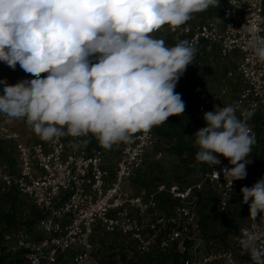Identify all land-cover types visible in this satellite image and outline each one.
Segmentation results:
<instances>
[{
	"label": "clouds",
	"instance_id": "9594fccd",
	"mask_svg": "<svg viewBox=\"0 0 264 264\" xmlns=\"http://www.w3.org/2000/svg\"><path fill=\"white\" fill-rule=\"evenodd\" d=\"M218 6L219 0H0V62L31 76L0 80V115L25 121L44 141L91 136L104 149L132 142L186 107L175 89L197 50L188 40L168 46L154 33ZM244 31L246 50L264 62V35L255 27ZM238 111L236 103L214 106L203 114L206 127L192 135L198 162L228 160L222 172L230 188L246 178L256 143ZM240 192L256 221L264 213V177ZM261 239L264 231L244 230L239 240L252 264H264Z\"/></svg>",
	"mask_w": 264,
	"mask_h": 264
},
{
	"label": "built area",
	"instance_id": "2783aa9c",
	"mask_svg": "<svg viewBox=\"0 0 264 264\" xmlns=\"http://www.w3.org/2000/svg\"><path fill=\"white\" fill-rule=\"evenodd\" d=\"M247 27H255L264 35V0H224L220 18L194 26L185 24L174 31L168 29L186 37L197 50L193 64L178 82L202 66L198 50L203 43L216 47L223 59L235 52L240 55L236 74L242 90L235 101L240 107L237 115L243 112L257 140L252 119L264 109V62L245 48ZM216 105L214 98L202 97L198 112L203 118ZM223 106L226 105L220 107ZM157 142L153 127L146 134L137 133L132 142H119L111 149L102 148L94 137L91 146L81 143L79 148L69 147L65 137L28 144L21 132L0 115V143L14 145L18 164L15 167L0 160V190L18 192L40 212L34 229L40 238L33 239L26 230L16 234L15 249L23 251L24 264H99L93 243L98 230L109 235L121 234L134 243L141 256L157 245L166 251L189 243L192 257L185 264H252L239 240L244 230L264 231L260 224L264 213H258L256 221L248 215L245 222H239L232 243L221 250L207 252L206 242L196 232L201 218L199 205L206 188H216L220 195L218 209L231 212L233 196L242 187L253 186L259 178L246 166V178L233 181L230 188L222 169L231 165L218 155L221 163L212 167L205 163L206 172L196 184L160 185L146 199L133 196L123 189V184L135 176ZM214 171L220 173L218 180ZM163 195L176 201L169 214L156 211ZM227 215L234 216L233 212ZM259 243L264 244V239Z\"/></svg>",
	"mask_w": 264,
	"mask_h": 264
},
{
	"label": "rangeland",
	"instance_id": "374dc122",
	"mask_svg": "<svg viewBox=\"0 0 264 264\" xmlns=\"http://www.w3.org/2000/svg\"><path fill=\"white\" fill-rule=\"evenodd\" d=\"M223 2L224 0H219V6L217 8L210 7L203 12L194 14L186 24L199 25L206 22L214 15L220 13ZM162 30L166 33L163 34V32H161ZM168 30V26L165 25L160 31H158L159 33H156L159 35L158 38L164 39L168 46H174L176 43L174 42L173 35L169 33L170 30ZM28 78H31L30 74H26L19 68V65H17L15 70H12L3 62H0V80L7 79L9 84H15L21 79ZM2 87L3 86L0 85V91H2ZM189 92V99H187L188 103L186 102L187 100H184L186 105L184 113L182 115L170 116L167 122L156 126L155 129L158 137L156 146L149 151L145 163L136 172L135 176L125 182H129L128 186L125 188V183L123 184V189L129 194L146 199L156 192L160 185H178L182 187L184 185L196 184L203 178L204 173L206 172V166L205 163L198 162L195 159L198 148L194 143L195 137L192 135L197 132L196 128L206 127V123L202 116L197 112V105L201 99L197 84L191 86ZM187 118H190V124H187ZM14 121L15 120H13V122ZM22 125L29 127L24 122L20 123V126ZM14 127L17 129L19 128L16 125H14ZM24 137L25 139H28L30 136L24 134ZM261 140H264V134L262 135ZM181 144H184V146L188 148L192 147L194 152L185 151L180 156L176 148H180ZM262 154H264V141L262 150L259 151L257 155L249 158V161H251L249 164L250 168L254 172V175L259 179L264 177V157H259ZM205 190L209 191L204 193L201 198L202 201L199 205L201 218L199 232H196V235L203 238L206 242L208 237L220 235L228 228L229 218L227 217V214L230 213L218 209L216 202L220 195L216 188L208 187ZM236 195H238L237 197L234 196L236 202H232L233 208L239 210V214H245L249 205L242 202V194L238 192ZM166 197L168 196L163 195L159 197L158 201L160 199L165 200L167 199ZM174 201L175 200H171V202ZM175 204L176 203L174 202V206ZM173 208L168 207L164 210L159 207L158 203L156 211L159 214H169L167 212L170 210V212H172ZM6 214H13L19 222L16 227L8 231L4 230L5 222L3 217ZM38 214L40 213L35 206L29 200L20 196L18 192L14 190L3 192L0 190V236L2 235V244L0 248H5L7 252L12 251L16 245L15 230L33 228L38 220ZM218 214L221 215L219 216ZM202 217L206 218L204 225L201 221L203 219ZM32 238L35 239V237ZM93 243L97 249L95 258L98 260L99 264H133L132 262L136 259L133 258L132 250L138 254L134 243L129 242L127 239H125V242L122 240L120 241L116 236L105 234L100 230L95 232ZM206 244L208 243L206 242ZM155 248L164 253L169 252L172 249L164 251L158 245ZM173 248H176L175 250L177 254H182L186 251L184 250L185 246H174ZM187 256L188 257L184 262L192 257V253L187 251ZM166 264H172V260L170 259L169 263Z\"/></svg>",
	"mask_w": 264,
	"mask_h": 264
},
{
	"label": "trees",
	"instance_id": "16d2710c",
	"mask_svg": "<svg viewBox=\"0 0 264 264\" xmlns=\"http://www.w3.org/2000/svg\"><path fill=\"white\" fill-rule=\"evenodd\" d=\"M223 5H224V2L222 3L220 13H218L217 15H214L212 18L217 19V18L221 17ZM178 83H180V82H178ZM175 91L177 93L181 94L183 101L189 99L190 92H186L185 90L182 92V85L181 84L177 85ZM197 112H198V105H197ZM186 121L188 122L187 124L191 123V122H189L190 118H187ZM252 124L255 126V130L258 134V139L256 140V143L253 146L250 155L247 157L248 161H249L250 157L257 155L259 153V151H261L263 148V141L264 140H261V139H262V135L264 134V109L260 110L259 113L253 117ZM155 133L157 135L156 129H155ZM27 135L29 136L28 133H27ZM30 135L33 136V139L30 140L31 139L30 137H29V139H26V141H28L27 142L28 144L42 141V139L39 136L35 135L31 130H30ZM77 139H79V138L65 137V141L68 143L69 147L72 144L76 143ZM82 139H88L89 142L87 143V145L91 146V144H92V137L91 136H89L87 138H82ZM4 147L5 146L0 144L1 149ZM176 150L179 152L180 156L185 151L194 152V149L192 147L188 148V147L184 146V144H181L180 148H176ZM259 157H261V158L264 157V154L260 155ZM249 164L247 165V168H248L249 172L252 175H254V172L250 168ZM184 186H187V185H184ZM184 186H182V187H184ZM208 191L209 190H204L203 194L208 192ZM239 193L241 194V192H239ZM166 198L167 199H165V200L160 199L158 201L159 207L164 209V210H166L168 207L173 208L174 202L176 203V201L171 202L172 199H170L168 197H166ZM168 199H169V201H168ZM249 203H251V201H249ZM232 208H233V206L230 202L229 210H232ZM170 211L167 213H170ZM227 212H229V211H227ZM229 213L231 214V212H229ZM218 215L220 216L221 214H218ZM248 215H249V207L245 211V214H239V210H236V211H234V216L230 217L228 215L227 216L229 218L228 228L223 233H221L220 235H216V236H212V237L207 238V241H206L208 243L207 244V246H208L207 251L211 252V251H216V250H221V249L227 248L232 243V237L235 235V233L237 231L239 222H245L246 219L248 218ZM202 218L203 219L201 221H202V224L204 225L206 218H204V217H202ZM39 219H40V214H38V220ZM3 220L5 222V228H4L5 231L12 229L19 224L16 216H14L13 214H6L3 217ZM230 225H231V227H230ZM19 231H20L19 229L15 230V241H16V233H18ZM26 231L31 233V237H35L36 234L34 233L33 228H27ZM114 236H116V238L120 239V241L122 240L123 242H125V238L121 234H115ZM35 239H37V238L35 237ZM1 244H2V235L0 236V246H1ZM184 246H185L184 249L186 251L182 254H179V253L177 254V252L175 250L176 248H172L169 252H165V253L162 252L161 250L155 248L150 254H148L145 257L138 255L137 253H135L134 250H132L133 251L132 252L133 258L136 259L132 263L133 264H164V263L166 264V263H169V261L171 259L172 264H184L185 259L188 257L187 251L189 248V243L184 244ZM0 264H24L23 251L14 248L12 251L7 252V250L5 248H0Z\"/></svg>",
	"mask_w": 264,
	"mask_h": 264
},
{
	"label": "crops",
	"instance_id": "0c3cea01",
	"mask_svg": "<svg viewBox=\"0 0 264 264\" xmlns=\"http://www.w3.org/2000/svg\"><path fill=\"white\" fill-rule=\"evenodd\" d=\"M188 25L194 26L195 24ZM161 32H163V34L166 33L164 30H162ZM157 33H154V35L158 38L159 35ZM169 33L173 35L175 43H178L181 40H187L186 37H183L180 34L171 33L170 31ZM198 56L199 59L202 61V66L194 68L185 80L178 83L182 85V92L184 90L186 92H189L190 87L197 84L200 92V98L212 97L215 99L216 104L218 106L235 103L237 97L239 96L242 90V83L239 80L238 75L236 74L240 55L235 52L229 57L223 59L219 53V50L216 47L210 46L207 43H203L201 48L198 50ZM22 122L25 123V121L23 120H15L14 122H10V124L19 127L20 123ZM18 130L23 136V141L26 140L24 134L27 133L31 138L30 140L33 139V136L30 135L29 127L22 125L18 128ZM2 145L5 147L2 149L0 148V160L3 162H9L11 165L17 167V153L14 145ZM128 184L129 182L125 183L124 187L126 188ZM235 197H237V195ZM235 197L233 196L231 204L233 201H235ZM234 211L236 210L232 208L231 212H233V214ZM33 229H35V226L33 227ZM35 237L40 238L41 235L36 232Z\"/></svg>",
	"mask_w": 264,
	"mask_h": 264
}]
</instances>
